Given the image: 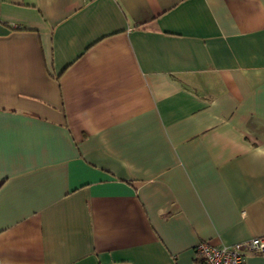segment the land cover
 <instances>
[{"label":"crops","instance_id":"1","mask_svg":"<svg viewBox=\"0 0 264 264\" xmlns=\"http://www.w3.org/2000/svg\"><path fill=\"white\" fill-rule=\"evenodd\" d=\"M258 237L264 0H0V264Z\"/></svg>","mask_w":264,"mask_h":264},{"label":"built area","instance_id":"2","mask_svg":"<svg viewBox=\"0 0 264 264\" xmlns=\"http://www.w3.org/2000/svg\"><path fill=\"white\" fill-rule=\"evenodd\" d=\"M193 253L199 264H244L247 255L264 254V237L218 247L197 243L193 247Z\"/></svg>","mask_w":264,"mask_h":264},{"label":"trees","instance_id":"3","mask_svg":"<svg viewBox=\"0 0 264 264\" xmlns=\"http://www.w3.org/2000/svg\"><path fill=\"white\" fill-rule=\"evenodd\" d=\"M197 264H199V260H197Z\"/></svg>","mask_w":264,"mask_h":264}]
</instances>
